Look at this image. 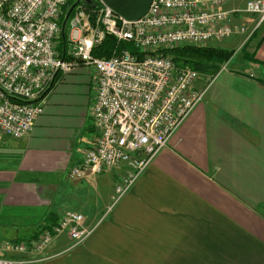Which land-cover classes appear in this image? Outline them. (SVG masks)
<instances>
[{
	"label": "crops",
	"instance_id": "0c3cea01",
	"mask_svg": "<svg viewBox=\"0 0 264 264\" xmlns=\"http://www.w3.org/2000/svg\"><path fill=\"white\" fill-rule=\"evenodd\" d=\"M234 21L250 29L254 18ZM252 35L219 43L235 50L232 58L115 203L126 167L67 176L98 135L91 116L96 73L79 64L55 75L30 133L1 139L0 239L32 240L78 212L93 229L88 238L75 244L57 236L25 264H264V23ZM62 37L57 51L66 59ZM244 42L257 61L238 54Z\"/></svg>",
	"mask_w": 264,
	"mask_h": 264
},
{
	"label": "built area",
	"instance_id": "2783aa9c",
	"mask_svg": "<svg viewBox=\"0 0 264 264\" xmlns=\"http://www.w3.org/2000/svg\"><path fill=\"white\" fill-rule=\"evenodd\" d=\"M94 8L76 6L62 29L60 19L68 0H0V143L3 136L25 138L42 114L41 99L55 75L76 65L95 73L91 116L98 132L79 164L67 176L81 179L109 169L126 167L111 202H117L154 161L183 122L203 100L208 87L225 68L205 75L176 67L160 49L181 45L204 46L234 35L248 40L264 23V0H152L136 21L116 15L100 0ZM231 4H238L229 8ZM68 12V11H67ZM67 14V13H66ZM237 15L254 18L252 28L234 21ZM66 33V59L58 41ZM106 36L116 43L108 57L92 50ZM202 81V87L196 84ZM84 217L67 212L29 241L0 239V264H25L26 256L41 254L51 241L66 235L75 244L88 238Z\"/></svg>",
	"mask_w": 264,
	"mask_h": 264
},
{
	"label": "trees",
	"instance_id": "16d2710c",
	"mask_svg": "<svg viewBox=\"0 0 264 264\" xmlns=\"http://www.w3.org/2000/svg\"><path fill=\"white\" fill-rule=\"evenodd\" d=\"M72 4L68 2L64 8V14L60 21L64 20L67 11ZM66 33L62 38L65 39ZM208 45V44H207ZM115 49H129L132 54L139 55L130 44L116 43L113 36H106L103 43L92 50L95 57H108ZM161 55L169 56L176 67H189L205 75H213L220 69L221 65L227 63L233 56L234 51L216 46H194L181 45L171 49H160L157 51ZM243 58L249 61H257L254 56L243 54Z\"/></svg>",
	"mask_w": 264,
	"mask_h": 264
},
{
	"label": "water",
	"instance_id": "95a60500",
	"mask_svg": "<svg viewBox=\"0 0 264 264\" xmlns=\"http://www.w3.org/2000/svg\"><path fill=\"white\" fill-rule=\"evenodd\" d=\"M87 5L91 8L95 7L92 0H76V2L70 6L65 19L62 23V29L65 28L66 21L70 16L73 9L80 4ZM105 6L111 9L116 15L129 20L136 21L142 18L148 11L152 0H100Z\"/></svg>",
	"mask_w": 264,
	"mask_h": 264
},
{
	"label": "rangeland",
	"instance_id": "374dc122",
	"mask_svg": "<svg viewBox=\"0 0 264 264\" xmlns=\"http://www.w3.org/2000/svg\"><path fill=\"white\" fill-rule=\"evenodd\" d=\"M64 19H65V17H64ZM253 36V35H252ZM245 38V36L244 35H242V36H238V35H234V36H232V37H230V39H225V40H228L227 42H229V41H233V40H236V42L238 43V44H240L241 43V41H242V39H244ZM251 40V39H250ZM247 41V40H246ZM226 41H224V43H225ZM219 43H221V41H215V42H211V43H209L208 45H206V46H220V44ZM246 44V42H244V43H242V45H240V47L238 48V54L240 55V54H242V56H243V54L244 53H247L246 52V47H244V48H242L243 47V45H245ZM223 45H227V44H223ZM236 47V46H235ZM249 46L247 45V48H248ZM250 48V47H249ZM248 48V49H249ZM229 50V49H228ZM233 51H235V50H233ZM241 51V52H240ZM249 53V52H248ZM249 56H252L251 54H248ZM236 60H238V57L233 61V64L236 62ZM71 180H79V179H71ZM67 213V212H66Z\"/></svg>",
	"mask_w": 264,
	"mask_h": 264
},
{
	"label": "flooded vegetation",
	"instance_id": "af4514ba",
	"mask_svg": "<svg viewBox=\"0 0 264 264\" xmlns=\"http://www.w3.org/2000/svg\"><path fill=\"white\" fill-rule=\"evenodd\" d=\"M68 2H70L73 5L76 2V0H68ZM79 5H82V2L81 1H80V4Z\"/></svg>",
	"mask_w": 264,
	"mask_h": 264
}]
</instances>
